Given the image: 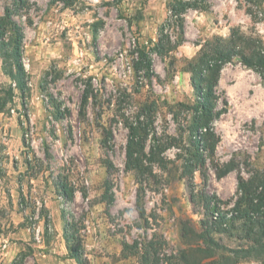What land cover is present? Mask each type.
Returning <instances> with one entry per match:
<instances>
[{
    "label": "rangeland",
    "instance_id": "374dc122",
    "mask_svg": "<svg viewBox=\"0 0 264 264\" xmlns=\"http://www.w3.org/2000/svg\"><path fill=\"white\" fill-rule=\"evenodd\" d=\"M24 1L0 0V17L10 8L23 34L25 68L21 96L0 56V264H77L66 224L85 264H264V244L249 254L242 231L200 237L212 212L236 210L240 176L264 185V81L239 57L214 86L216 146L206 179L195 173L194 204L181 168L196 98L189 65L217 39L252 58L256 42L264 47V0H185L195 8L182 29L173 0ZM141 48L151 77L135 71ZM153 102L154 117L140 119L150 133L142 168L128 170L129 128ZM154 130L167 169L151 159Z\"/></svg>",
    "mask_w": 264,
    "mask_h": 264
},
{
    "label": "trees",
    "instance_id": "16d2710c",
    "mask_svg": "<svg viewBox=\"0 0 264 264\" xmlns=\"http://www.w3.org/2000/svg\"><path fill=\"white\" fill-rule=\"evenodd\" d=\"M24 0H16V5L22 4ZM67 5L77 0H63ZM174 2L169 5L170 18L177 22L181 29L184 25L183 15L191 8H195L193 2L185 0H173ZM26 1H24L25 3ZM23 3V6H24ZM164 31V30H163ZM162 31V34H163ZM164 38H160L155 45V50L160 51L164 49ZM217 45L207 43L202 47L199 55L189 65L188 72L191 73L192 87L195 91V101L190 112L193 113L192 125L189 128V145L186 150L183 147L185 156H181L182 163V178L188 183L191 189V202H195V173L199 172L201 176L206 179L205 171L207 169L206 153L212 155L215 149V142H211L213 138V123L221 116L220 112H216L215 91L216 85L222 66L239 57L241 62L256 71L264 81V47L260 42H256L254 56L248 57L241 51H237L238 45L230 47L225 45V41L217 39ZM238 46V47H237ZM138 61L135 64V71L140 73L145 70V75L151 77L153 72L152 58L148 52L142 48L138 50ZM0 56L3 59L5 68L12 78L17 82V89L24 95L25 90V68L22 63L23 58V34L19 25L13 18V11L10 8L5 10V16L0 17ZM212 82H209L211 81ZM12 92V91H11ZM88 96L83 98V108L87 107L89 102ZM173 108V107H171ZM177 108L189 109L185 104H178ZM3 108H0L2 111ZM157 112V103L153 102L150 105L141 107V112L138 114L136 121L129 128V137L127 144V169L131 171H140L141 156L145 149V142L149 138L148 124H145L141 117L148 116L153 118ZM110 134L112 132L110 131ZM109 134V135H110ZM154 144L152 146L151 159L158 162L164 169H167L166 161L162 157L163 153L167 150L166 144L161 143L155 130L153 132ZM179 149H182L179 148ZM188 155V157H186ZM157 157V158H156ZM233 166L220 170L218 173L219 178H223L226 174L233 170ZM58 188H63L67 201L73 199V191H69L66 186L57 185ZM239 191L240 198L236 203V210H233L229 215L219 214L216 212L210 215L214 217L209 222L202 221L200 225V237L206 242H212V234L222 232L228 233L230 229L242 231L244 238L254 244L253 248L249 249V254H254L260 251V247L264 244V185L260 181L245 180L239 177ZM87 198V194H83ZM207 202V199H206ZM207 212H211L209 204L206 203ZM240 223L238 227L232 226L231 223ZM234 225V224H233ZM69 224L65 225L64 237L67 242V248L70 257L77 262V264H85L83 260V249L80 244L71 235ZM186 231V230H183ZM198 252L205 253L206 255L216 254L207 249L198 248ZM25 259H18L13 264H25Z\"/></svg>",
    "mask_w": 264,
    "mask_h": 264
}]
</instances>
